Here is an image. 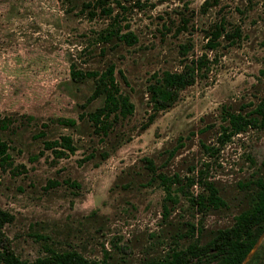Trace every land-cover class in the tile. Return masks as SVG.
I'll return each instance as SVG.
<instances>
[{"label": "rangeland", "instance_id": "obj_1", "mask_svg": "<svg viewBox=\"0 0 264 264\" xmlns=\"http://www.w3.org/2000/svg\"><path fill=\"white\" fill-rule=\"evenodd\" d=\"M95 1L0 0V207L14 215L3 230L21 259L51 246L100 264H140L206 243L246 206L240 185L263 172L264 125L222 132L228 111L250 113L264 96V0H104L134 44L98 38L112 15ZM197 56L206 72L142 128L149 81ZM109 63L134 110L103 135L81 114L103 102L88 101L94 80L74 81L71 64ZM144 156L156 171L178 173L186 192L212 181L227 205L203 212L180 193L164 217L165 191ZM191 223L201 230L192 234ZM263 254L264 233L247 261L262 264Z\"/></svg>", "mask_w": 264, "mask_h": 264}, {"label": "trees", "instance_id": "obj_2", "mask_svg": "<svg viewBox=\"0 0 264 264\" xmlns=\"http://www.w3.org/2000/svg\"><path fill=\"white\" fill-rule=\"evenodd\" d=\"M95 2L97 5L101 4L102 14L112 15L113 8L108 6L104 0ZM97 5H92L93 10ZM86 6L89 8L91 3L88 2ZM93 10H90L91 14H96ZM223 30L224 27L219 24L215 25L214 30L211 31L212 37L209 44L212 48L216 47V38L220 37ZM98 33V38L102 42L115 39L116 42L134 44L137 41V36L132 30L122 29L118 13L112 15L106 27ZM71 65L74 81L80 82L89 77L94 80V88L88 101L97 97H101L103 100L102 104L95 107L94 110L82 112V116H86L98 132H102L103 135L108 134L113 118L127 116L134 110V103L130 97L120 90L114 72V64L109 63L102 70L86 71L78 69L74 64ZM207 69L206 57L197 56L184 59L181 69H165L154 76L147 85L150 109L146 120L141 124L142 128L147 127L159 111L171 107L179 99L180 91L193 84ZM261 125H264V96L250 113L228 111L222 134L231 136L245 130L248 126L258 127ZM107 156L108 151H102V157L106 158ZM143 161L150 171V179L157 181L165 191L162 204L164 217L169 214L171 204L179 200L180 193L191 206L203 212L227 205L224 196L212 181H203L204 189L199 192L189 193L187 191V193L184 181L181 180L178 173L167 174L163 171H156L151 157L144 156ZM261 163L263 172L240 185L242 188L245 187L244 193L248 201L246 206L234 214V221L231 225L217 229L206 243L194 242L184 249L172 247L164 256L145 258L140 264H241L264 231V158ZM190 180L195 182L194 178H190ZM76 185L79 186L78 183ZM13 219L14 215L10 211L0 207V264H100L95 260L88 259L75 248L57 249L51 246L47 247L45 255L38 256L33 260L21 259L13 251L8 236L3 230L4 225ZM189 228L192 234L201 230L193 223ZM262 261L264 264V254ZM249 262L250 260L244 264H250Z\"/></svg>", "mask_w": 264, "mask_h": 264}, {"label": "water", "instance_id": "obj_3", "mask_svg": "<svg viewBox=\"0 0 264 264\" xmlns=\"http://www.w3.org/2000/svg\"><path fill=\"white\" fill-rule=\"evenodd\" d=\"M263 233H264V231L260 234V236L258 237L257 241L255 242L253 248L248 252V254L246 255V257L244 258V260L242 261L241 264H244L247 261L248 256L255 250V248L257 246V243H258V241H259V239H260V237L262 236Z\"/></svg>", "mask_w": 264, "mask_h": 264}]
</instances>
